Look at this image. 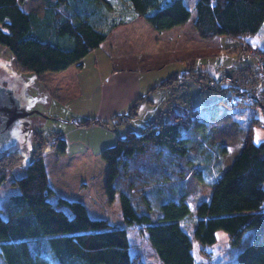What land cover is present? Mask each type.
<instances>
[{
  "label": "trees",
  "instance_id": "obj_1",
  "mask_svg": "<svg viewBox=\"0 0 264 264\" xmlns=\"http://www.w3.org/2000/svg\"><path fill=\"white\" fill-rule=\"evenodd\" d=\"M24 1L0 0V44L10 51L18 66L36 74L81 66L83 57L96 49L114 27L138 15L158 31L183 24L190 17L183 0H45L40 16L24 10ZM195 11L193 26L200 38L224 35L229 41L249 45L264 21V0H196ZM258 49L264 54L263 48ZM207 74L206 70L189 69L168 76L137 97L125 113L115 115L114 124L136 117L139 105L149 101L152 90L187 80L200 83ZM222 98L191 109L172 105L141 133L127 132L100 151L107 164L105 195L112 201L119 193L124 222L138 226V233H146L162 264H195L194 243L210 257L205 245L216 242L218 230L227 232L230 244L237 246L250 229L252 238L237 253L238 264H264V144L255 143L252 137L253 124L263 122L260 118L250 121L242 148L230 167L209 182L210 198L195 208L193 236L181 227V221L190 215L182 183L194 169L185 160L189 152L182 131L199 128L206 119H213L220 104L234 107ZM260 106L264 111V103ZM90 124L105 123L95 119L80 123ZM42 143L36 145L23 173L12 180L19 192L10 195L6 216L0 207V264H51V260L53 264H145L139 255L129 253L125 228L90 217L80 201L55 196L48 182ZM149 146L165 149L172 162L155 171L162 176L136 197L134 187L137 189L141 180L147 182V170L153 161L136 162L133 158L146 155ZM48 147L64 154L67 142L63 137L56 138ZM18 151L0 155V185L6 181L7 168L14 165L11 158ZM18 156L20 160V153ZM211 157L208 152L199 159L207 174H211ZM215 161L220 169L223 158ZM199 179L206 181L205 176Z\"/></svg>",
  "mask_w": 264,
  "mask_h": 264
},
{
  "label": "rangeland",
  "instance_id": "obj_2",
  "mask_svg": "<svg viewBox=\"0 0 264 264\" xmlns=\"http://www.w3.org/2000/svg\"><path fill=\"white\" fill-rule=\"evenodd\" d=\"M195 1L196 0H185L186 5L191 10L190 17L184 26L178 27L179 29H184V35L188 36L189 43H182L186 38L180 31L172 33L166 30H160L158 32V30L153 29L149 23L145 21L147 26L151 28V32L146 33L142 24H135L134 26L137 27L130 28V32L133 33V35L129 34L128 37H125L124 40L121 41V46L127 45L128 48L132 47L135 52H139L142 55L150 53L155 57L163 56V59H167L168 61L172 60L173 56L176 54L179 55L180 58H183L186 63L196 57L194 62L197 63L198 60L201 59L204 68L207 67L206 65L212 64L214 69L218 72L237 76L239 84L235 93L242 96L246 95L247 91L255 90V85H258L261 80L259 75L260 67L257 65L259 59L255 52H260L262 54L258 47L264 48V21L258 32L250 38L249 45H247L246 42L229 41L224 35H218L213 39H202L198 36L193 26L196 17ZM45 4V0H25L21 6L24 10L36 13L40 16L44 12ZM126 33L127 31L125 34ZM125 34H123V36ZM189 37L192 38L190 39ZM124 46L121 49H127ZM97 54H99L98 49L91 51L90 54L84 58H87V64H89L86 65L84 74L89 72L92 78H94L91 72L92 67H90L92 63L89 62V59L93 60L94 56ZM200 55H202L201 58H198ZM262 55L264 56V54ZM184 62H170L161 72L156 71L155 73L160 76V80L162 81L168 76L175 74L178 69H182ZM193 66L194 63L191 66V70L198 72L202 71L201 69H195ZM9 69L11 73L15 72L17 75L21 76L23 80L25 85L24 93L31 98V103L27 106V109L38 110V113H32L30 116L26 117L31 128L27 136L16 143L18 144L16 148L19 151L13 155V159L11 158V160L14 161V165L7 168V179L0 185V207L2 215L6 216V210L10 204V195L19 192L18 188L12 185V180L23 173L25 166L32 160L36 145L40 142H43V154L47 163L48 174L52 182L54 179H57L58 182L61 176H65L72 184L69 185V189L65 192H70L75 195L78 194L81 197H85V199H88L92 196L91 194L95 192L98 193L99 181L105 180L106 176L105 161L101 159L99 155L90 163L92 171H70L69 167L71 164H69L67 159L71 157L72 150L76 145H80L84 142L89 144L92 150L97 151L96 149H103L106 146L112 145L116 137L123 136L127 132L131 131L139 134L143 131L145 124L143 118L149 116V114L146 113V116L142 117L137 116L133 118L130 123H124L119 126H115L111 122H106L108 130L112 131L114 134H62L67 130L66 126L59 121L58 118L52 117L53 115H66L64 114L62 103L60 102L62 98L60 99L57 95H55L56 99H47L41 96L43 88L47 86L53 88V86L60 81L59 78H61V75L57 72L36 74L32 71L24 70L14 61L10 51L0 44V80L3 83L6 82L5 80H8V78L12 77L9 74ZM206 77L207 76H205L200 83L196 80H187L171 86H162L152 90L148 95L151 100L148 108L151 110V108L154 107L152 116L156 114V117L154 116L155 118H153L151 116L150 120L146 123H153L154 119L162 113V110L164 111L169 108V104H178L181 107L191 109L210 104L221 98V95L224 94L226 90L214 91L208 89L204 84ZM259 78L260 80L257 81ZM157 79L158 77L155 80ZM161 81L156 83L159 84ZM98 84L96 79L89 80L86 90L83 91V98H78L77 101H70L69 104L71 107L82 112L88 111L92 107V112H97V104L94 102V99L100 95V87ZM97 86L98 88L95 90ZM81 88H83L82 82ZM127 89V86L124 87L120 94L126 96L128 92ZM263 94L264 91L261 93L262 97L258 100L259 104L264 103ZM57 97H59V101ZM222 99L233 104L234 107L228 108L224 104H220L218 112L213 119H206L204 125L199 128H191L189 131H182V136L187 138L189 152L185 160L187 165L194 168L190 173L186 174L182 183L183 185L181 184L183 187L182 194L184 195V202L190 209V215L181 222L190 235H192L195 223L196 206L200 201L206 200L211 190L209 182L212 179H216L218 174L223 170L222 166L220 169L218 168L215 159L224 158L225 156V163H228L229 160H233L235 157V150L240 146L243 138L245 139L247 136L246 133L252 118L257 117L263 121L259 124H253L252 137L255 143L264 144V126L261 125L264 123V111H262L260 107L256 108L254 105L245 102H231V98L227 96ZM93 102L94 105H92ZM85 103L87 106H85ZM36 115H40L42 118L46 119L44 123H39L37 126L32 127L34 120L31 118ZM48 117H50V119ZM204 117L203 115L200 116L202 119ZM110 135L113 137V142L108 144ZM35 137L39 139L36 141ZM60 137H66L65 140L67 139L68 142V151L64 155L56 151H50L48 147V143H52L56 138ZM208 152L212 155L209 160L211 174H207L205 169H201L202 167L204 168L205 164L199 160ZM18 153L21 155L20 160ZM133 159L136 162L150 159L153 161L147 170V182H145L147 185L144 183V180H141L137 184V189L134 187V195L136 197H141L142 192L150 188L146 186H150L153 181H156V178L162 176L160 173L155 175V171L157 173L159 168L172 162L170 161V155H168L165 149L152 146L148 147L146 155H137ZM201 176H205L206 181H200L199 177ZM142 181L145 185L142 184ZM78 182H87L85 184L86 189H82L81 184L80 186H76ZM176 185L179 184L176 183ZM170 187V184L166 186L168 189ZM106 201V204H100L96 201L95 206L98 207V209L92 212L89 207V215L103 218L107 220L111 226L125 228L129 243V253L131 255H139L146 264H162L155 256L146 233H138V226L128 225L124 222L119 193L115 194L112 201L108 199H106ZM262 209H264V201ZM252 233L253 229H250L244 234L237 246H232L228 240L227 232L218 230L216 232V242L211 245H205V249L210 252V257L202 253L199 249V245L194 243L192 253L195 264H238L237 253L250 242ZM53 262L54 261L51 260V264H53Z\"/></svg>",
  "mask_w": 264,
  "mask_h": 264
},
{
  "label": "crops",
  "instance_id": "obj_3",
  "mask_svg": "<svg viewBox=\"0 0 264 264\" xmlns=\"http://www.w3.org/2000/svg\"><path fill=\"white\" fill-rule=\"evenodd\" d=\"M183 1L185 3V0ZM145 21L147 22V20L144 17L138 15L128 23L114 27L108 33L106 39L102 41L100 45L96 48L98 49L99 54L94 56L93 60L89 59V62L92 63L90 67H92L91 72L94 78H92L89 72L84 74L86 70L85 68L86 65H89L87 64L88 61L87 58L84 59L88 54H90L88 53L83 57L84 60L82 59L81 66L71 65L64 70L57 72L59 73V75H61V78H59L60 81H58V83L55 86H53V88H50V86L43 88L41 96L47 99H56L55 95H57L60 97V99L62 98V100H60L59 97H57V100L58 101L60 100V102L62 103L64 114L66 115L52 116L58 118L59 121L64 123V125L66 126L67 130L62 134H114L112 131L108 130V128L106 127V122H111L114 124L113 117L115 115L125 113L137 97L141 95H145L152 86H154L159 81H161L160 76L155 73L156 71L161 72L165 67L169 65L170 62L171 63L176 61L184 62V59L180 58V56L177 54L173 56L172 60L168 61L167 59L166 60L163 59V56L155 57L152 56L150 53L146 55H142L139 52H135L133 50L134 48L132 47L128 48L127 45L126 46L123 45L127 49H121L123 47L121 46L122 45L121 41L124 40L125 37H128L129 34L133 35V33L130 32V28L137 27L134 26L135 24L136 25L142 24V27L144 28L146 33L151 32V28L147 26ZM185 24L186 22L180 25H176L170 29H166V31L172 33H176L180 31L181 34L184 35L185 33L184 29H179L178 27L184 26ZM126 31L127 33L125 34ZM123 34L125 35L123 36ZM184 37L186 39L182 41V43L184 42L187 43L189 41L188 36L184 35ZM189 38L191 39L192 37ZM201 56L202 55L198 56V58H201ZM195 58L191 59V61H189L188 63L184 62L183 68L178 69L176 72H182L191 69L193 63H194L193 67H195V69L206 70V68L203 67L204 65L202 63V60L199 59L198 62L195 63L194 62ZM157 77L158 79L155 80ZM92 79H96L97 84L99 83L98 85L100 87V91H99L100 95L99 97H96L94 99V102L97 104V112H92L93 111L92 107L88 111H83V112L78 111L73 107H71L69 102L73 100L77 101L78 98H83L84 96L83 91L86 90L89 80ZM81 82L83 83V88H81ZM126 86L128 87L127 89L128 92L126 96H122L120 92ZM97 88L98 86L95 88V90H97ZM147 99L149 101L145 100L141 102L136 115V117L137 116L142 117V116H146V113L149 114V116L143 118L145 123L143 129L147 125L155 123L162 114L160 113V115L156 119H154L153 123L150 122L146 123L148 120H150L152 116V110H154V107L151 108V110H149L148 105L151 100L149 96ZM94 102L92 105H94ZM172 105L173 103L171 105L169 104L168 106L170 107ZM85 106H87L86 103ZM46 114H50V113H46ZM154 116L156 117V114H154L152 117L155 118ZM48 118L50 119V117ZM31 119L34 120L32 124L33 125L32 127H34L37 126L39 123H44L46 118H42L40 115L38 116L36 115L33 116ZM94 119L99 120L105 124L104 125L90 124L87 126L80 125V123L85 120H94ZM131 120L125 123H130ZM114 125L119 126L121 124L119 125L114 124ZM243 141L241 142L240 146H238L237 149L235 150L234 153L235 157L239 154L243 145ZM108 142H109L108 144H111L113 142V137L111 135L108 138ZM49 150L54 151L53 149H49ZM96 150L97 151L92 150V147L84 142L81 143L80 145H76V147L71 152V157L67 159V161H69V164H71L69 170L75 172L92 171V167L90 163H92L95 157H98L100 155V151L102 149L100 148ZM67 151H68V142L64 154H66ZM44 161H45V157H44ZM232 161L233 160H229L228 163H225V156H224L223 164H222V169H223L222 172H224L230 167ZM45 165H46L48 182L51 188L53 189L55 196L65 198L67 200L80 201L82 204H84L88 215H89V207L92 212L98 209V207L95 206L96 201H98L97 203L100 204L107 203L106 199L108 198L104 193L105 180L99 181L100 185L98 188V193L95 192L91 194L92 196H90L88 199L87 198L85 199V197H81L78 194L75 195L70 192H65L69 189V185H72L71 181H69L67 177L61 176L58 182L57 179L56 180L54 179L53 181L54 183H53L48 174L46 161H45ZM105 170H107V164ZM200 181L202 180L200 179ZM86 183L87 182L85 183L78 182L76 186H80L81 184L82 189H86V185H85ZM210 195H211V190H210V194L207 196L206 199H209ZM89 216L92 217L94 215H89ZM92 218L103 219L98 216ZM181 227L183 228L184 231H186V228L183 227L182 222H181ZM194 227H195V223H194ZM187 234L189 236H193V231H192V235H190L188 232Z\"/></svg>",
  "mask_w": 264,
  "mask_h": 264
},
{
  "label": "water",
  "instance_id": "obj_4",
  "mask_svg": "<svg viewBox=\"0 0 264 264\" xmlns=\"http://www.w3.org/2000/svg\"><path fill=\"white\" fill-rule=\"evenodd\" d=\"M206 71L211 76H216L212 64L207 65ZM15 111L12 113V108ZM19 99L15 97L9 88L0 87V155L9 151L18 150L16 148V134L12 133V128L18 126L21 121L38 110H26Z\"/></svg>",
  "mask_w": 264,
  "mask_h": 264
},
{
  "label": "built area",
  "instance_id": "obj_5",
  "mask_svg": "<svg viewBox=\"0 0 264 264\" xmlns=\"http://www.w3.org/2000/svg\"><path fill=\"white\" fill-rule=\"evenodd\" d=\"M259 61L257 65L260 67L259 75L261 77L257 79V81L260 80V83L258 85H255V90L247 91L246 95H239L235 93L236 89L238 88L239 79L237 76H233L231 74L216 72V76H211L208 74L206 79L204 80V84L206 87L210 90H223L225 89V93L221 95V97H230L232 100L231 102H238L243 100L247 104L254 105V107L258 108L260 104L258 103V100L261 96V93L264 91V56L260 52H255ZM264 109V107H263ZM262 123L261 125H263Z\"/></svg>",
  "mask_w": 264,
  "mask_h": 264
},
{
  "label": "flooded vegetation",
  "instance_id": "obj_6",
  "mask_svg": "<svg viewBox=\"0 0 264 264\" xmlns=\"http://www.w3.org/2000/svg\"><path fill=\"white\" fill-rule=\"evenodd\" d=\"M10 71V69L8 70ZM10 78L8 80H5L6 82H2L0 80V87L3 88H9L11 90V93L17 97L21 103L22 106H28L31 103V98L28 97L24 91H25V85L23 83V80L21 76L17 75L15 72L11 73L10 71ZM2 78V79H7ZM22 80V81H21ZM26 110H29V108ZM12 113L15 111V108H12ZM31 128L30 123L27 121L26 117L21 121V123L12 128V133L16 134V143L21 141L23 138H25L29 132V129Z\"/></svg>",
  "mask_w": 264,
  "mask_h": 264
}]
</instances>
